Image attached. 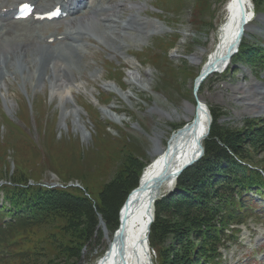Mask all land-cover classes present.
<instances>
[{
  "label": "rangeland",
  "instance_id": "374dc122",
  "mask_svg": "<svg viewBox=\"0 0 264 264\" xmlns=\"http://www.w3.org/2000/svg\"><path fill=\"white\" fill-rule=\"evenodd\" d=\"M123 1L126 6L116 11L115 0L91 3L110 6L108 13H118L119 20L136 18L142 27H161L150 37L144 36L142 29L130 35L121 33L117 42L129 52L123 49L115 54L120 51L110 43L116 36L110 28H105L103 35L94 27L90 30L91 49L85 51L84 58H79L68 42L45 48L31 31L23 37L0 41V50L4 51L0 55V189L7 180L4 178L22 175L28 184H73L96 205L100 193L116 178L128 157L135 158L138 166L143 165L141 177L158 143L167 145L198 102L220 115L218 125L223 129L243 135L264 132V112L256 113L241 101L240 96L248 93L238 90L252 83L264 86V0H257L258 13L242 43L244 56L235 57L226 73L207 78L198 93L196 81L218 41L228 0ZM91 18L82 19L93 25L97 20ZM66 24L50 26L62 31L67 29ZM105 35L110 39L106 40ZM100 37L104 43L97 42ZM12 46L26 47L33 62L31 69ZM43 52L53 53L63 66L78 61L70 64L77 72L76 78L70 75L68 83L54 85V64L47 60L45 71L43 64H37ZM81 66L83 72L79 75ZM38 71L46 75L44 84L39 81ZM108 107H113L114 115L123 121L106 114ZM248 150L245 162L250 164L249 169L255 168L264 177V146ZM5 186V191L0 190V205L9 207L10 200L4 199L11 188ZM249 196L253 202L247 204L238 244L222 251L220 264H261L264 260V192H250ZM54 225L33 230L20 225L5 233L2 228L1 250L5 246L8 256H0V264H32L36 257V264H48L50 260L51 264L65 263L58 258L55 246L61 240L58 229L63 222ZM113 232L99 215L93 238L81 249L76 264H95L103 249L108 248ZM51 234L58 235L53 246L47 241ZM151 256L152 264H156L157 255L152 249ZM25 257H31L30 261L24 262Z\"/></svg>",
  "mask_w": 264,
  "mask_h": 264
},
{
  "label": "trees",
  "instance_id": "16d2710c",
  "mask_svg": "<svg viewBox=\"0 0 264 264\" xmlns=\"http://www.w3.org/2000/svg\"><path fill=\"white\" fill-rule=\"evenodd\" d=\"M252 2L258 13V1ZM210 111L213 123L203 144V157L184 171L173 193L154 205L149 244L157 255L156 264H220L222 251L238 241L241 230L237 227L243 225L247 204L253 202L249 193L264 192V177L245 162L248 148L264 146V132L243 135L223 129L218 125L220 115ZM136 162L132 157L125 160L96 205L76 188L29 186L22 175L4 178L2 191L8 188L5 185L11 191L4 199L10 200L9 207L0 205V234L2 228L4 233L20 225L33 230L62 221L58 229L61 240L55 242L58 258L65 260L62 264H76L81 249L93 238L99 215L108 228H118L120 209L139 185L143 165ZM49 236L47 241L53 246L58 235ZM1 248L2 244L0 256L5 258L6 247ZM31 257L23 261L27 263ZM34 259L31 263H38V257Z\"/></svg>",
  "mask_w": 264,
  "mask_h": 264
},
{
  "label": "bare ground",
  "instance_id": "6f19581e",
  "mask_svg": "<svg viewBox=\"0 0 264 264\" xmlns=\"http://www.w3.org/2000/svg\"><path fill=\"white\" fill-rule=\"evenodd\" d=\"M86 3H83L82 6L78 7L79 11L77 12H81L83 8L87 9L86 11H83V14L86 12L84 17L92 15V18L90 20L95 21L94 19H96L97 22H94L93 25H91L90 23H88V19L81 18L77 22H74L73 20L71 24L79 25V27L74 28L73 25L71 29L68 28V30L64 33L66 36V41L76 44L74 49L79 58H84L85 51L88 52L89 49H91V46L89 44L90 39H92V33L90 32V30L93 27L97 30L99 35H103L105 28L114 30L116 36L110 43L112 45H116L115 49H117V51H120L118 53H115L117 55L121 53L123 49H127L125 50V52H129L127 47L125 48V46L117 42V37L118 39H120L121 33L130 35V32L142 29L144 36L150 37L155 33V31L159 29L161 30V27H154L153 29L146 28L144 26L142 27V24L136 18L126 20L122 17L123 20H119L117 16L118 13L117 15L112 13L105 14L102 13L100 9L95 10L92 6H88ZM125 6L126 5L123 0L117 1L115 7H113V11L118 10L116 8H123ZM46 7L47 4L40 2L38 3L39 11H42ZM253 12L254 9L250 0H228L225 6V19L221 24L219 30L218 41L215 48L208 54L206 61L203 63L202 73L208 72L211 69H215L219 72L217 73V75H222L227 71V57L232 48H234L238 44L239 35L242 31L243 36L241 38V41L244 40L250 23L256 17V15H252ZM245 20L248 21L246 25L244 24ZM12 24L13 26L7 24L8 33L6 32L5 35L12 34L13 32L25 33L29 30L27 27L21 26L16 22ZM0 36H3V34L0 33ZM19 37H23V34H19ZM105 39L109 40L110 36L105 35ZM25 40L26 42H30L27 39ZM19 41L24 42L21 40ZM81 42L82 44H79ZM97 42L104 43V40L100 37ZM15 44L19 43L17 42ZM13 48V52L23 56L28 67L31 69L33 62L32 59H30L29 52H27L25 49L26 47L15 46ZM45 48L42 49L44 50ZM3 52L4 51L0 50V55L3 54ZM5 52L6 54L7 52L11 54L10 51ZM43 56H45L46 59L43 60ZM196 59L198 60L199 57ZM47 60L54 64V72L56 73V76L53 77L54 85L59 86L58 83H63V81L68 83L70 75H73V77L76 78L77 72L76 70H72L71 68L78 61L75 60L76 62H72L73 64L69 63L68 65L65 64L63 66L60 61L56 59V56L53 55V53L43 52L41 55V59L37 62V64H43L44 71L47 70L48 67V64L46 62ZM4 62L7 63L6 59ZM88 68L89 66L86 67V69ZM25 69H27V66L25 67ZM82 72L83 67L81 66V70L78 71V74L82 75ZM38 73L40 83L44 84V78L46 75L44 73H40L39 71ZM131 76L136 82H140L136 75L132 74ZM238 90H241L244 94L248 93L246 95L240 96L241 101H244L245 104L247 103L246 105L251 107L252 110L256 113H260L261 111L264 112L263 85L252 83L241 86V88ZM234 93H236L235 95H237L238 92ZM125 96L127 95L125 94ZM205 105L206 104L202 103V106L198 109L195 107L193 112H190L188 108V112H190V114L192 115L187 117L183 126L178 128L169 137L167 145L162 146L160 143H158L155 151L153 152V160L144 169L138 187L134 190V192L130 194V196H128L127 200L120 209L119 226L109 238L106 253L95 264H148L150 262L149 253L151 250L149 249L148 251L149 243L147 239L149 238L148 229L153 218V208L156 198L159 194L172 191L175 186L174 178L176 174L188 163L198 158L199 154L203 150V144L207 138V133L210 125L209 110L206 107L207 105ZM104 112L106 114H109L110 116H113L117 121H123L122 117L114 115L116 111L113 107H108ZM64 117L66 118L67 114H65ZM76 125L78 129L82 131V127L78 122L76 123Z\"/></svg>",
  "mask_w": 264,
  "mask_h": 264
},
{
  "label": "water",
  "instance_id": "95a60500",
  "mask_svg": "<svg viewBox=\"0 0 264 264\" xmlns=\"http://www.w3.org/2000/svg\"><path fill=\"white\" fill-rule=\"evenodd\" d=\"M246 23H247V20H245L244 21V24L246 25ZM242 36H243V31L242 32H240V35H239V39H238V44L234 47V48H232V50L230 51V53H229V55H228V57H227V62H229L230 61V59L237 53V51H238V48H239V46H240V43H241V38H242ZM216 72H218V70H215V69H211V70H209L208 72H203L202 74H201V76H200V78H199V80H198V83H197V89L196 90H198L199 89V87L201 86V84L205 81V79L207 78V77H209L210 75H212L213 73H216ZM209 134H210V129L208 130V133H207V137L209 136ZM202 155H203V150L201 151V153L199 154V156H198V158H196L195 160H193V161H191L190 163H188L186 166H184L177 174H176V176H175V178H174V181L185 171V170H187L188 168H190L192 165H194L201 157H202ZM134 192V191H133ZM162 197V196H164V194H159L158 196H157V198H159V197ZM156 198V199H157ZM153 211H154V208H153ZM101 222H102V219H101ZM154 222V214H153V218H152V220H151V222H150V225H149V229H148V231L150 232V228H151V225H152V223ZM147 240H149V238L147 239Z\"/></svg>",
  "mask_w": 264,
  "mask_h": 264
}]
</instances>
